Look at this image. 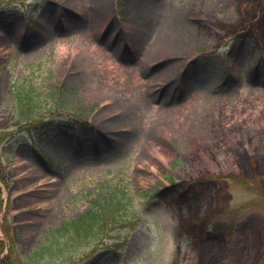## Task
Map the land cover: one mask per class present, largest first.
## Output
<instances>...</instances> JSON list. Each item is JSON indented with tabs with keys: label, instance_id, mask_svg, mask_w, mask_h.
<instances>
[{
	"label": "rangeland",
	"instance_id": "1",
	"mask_svg": "<svg viewBox=\"0 0 264 264\" xmlns=\"http://www.w3.org/2000/svg\"><path fill=\"white\" fill-rule=\"evenodd\" d=\"M0 133V264H264V0H0Z\"/></svg>",
	"mask_w": 264,
	"mask_h": 264
},
{
	"label": "trees",
	"instance_id": "2",
	"mask_svg": "<svg viewBox=\"0 0 264 264\" xmlns=\"http://www.w3.org/2000/svg\"><path fill=\"white\" fill-rule=\"evenodd\" d=\"M29 100L30 98L27 95H22L18 100L16 99L20 105V107H17L19 108V116L28 117L32 113V108L27 103ZM120 193L122 194V190L119 188L107 191L106 194L92 201L90 209L78 218L59 227L58 231L65 233V241L76 243L80 242L81 238H86L87 242H90L89 244H93V247L99 246L112 229L116 230L125 222L121 214V211L124 209V197L123 195L119 196ZM0 242L2 243L1 240ZM44 247L41 246L40 248ZM35 252L39 253L38 250Z\"/></svg>",
	"mask_w": 264,
	"mask_h": 264
},
{
	"label": "bare ground",
	"instance_id": "3",
	"mask_svg": "<svg viewBox=\"0 0 264 264\" xmlns=\"http://www.w3.org/2000/svg\"><path fill=\"white\" fill-rule=\"evenodd\" d=\"M163 33H165V31L163 32ZM172 50V46L169 44V45H167L166 46V48H165V51L166 52H170V49ZM169 70H167V72L165 73V78L168 80V76H170L169 75V72H168ZM169 80H172V81H174V78H171L170 77V79ZM176 81V80H175ZM175 81L173 82V88H176L175 87ZM165 90H166V87H165ZM170 95V92H168V91H166V92H164V96L166 97V96H169ZM169 122H171V120H169ZM163 125L165 124V123H162ZM149 134V133H148ZM98 146H99V144H98V142H95V143H91V147H97L98 148Z\"/></svg>",
	"mask_w": 264,
	"mask_h": 264
}]
</instances>
